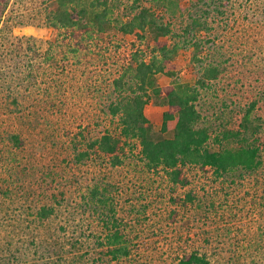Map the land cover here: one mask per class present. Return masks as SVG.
Wrapping results in <instances>:
<instances>
[{
  "label": "rangeland",
  "instance_id": "rangeland-1",
  "mask_svg": "<svg viewBox=\"0 0 264 264\" xmlns=\"http://www.w3.org/2000/svg\"><path fill=\"white\" fill-rule=\"evenodd\" d=\"M99 1L113 5L112 25L139 6L168 26L163 41L180 47L156 85L189 86L206 147L247 142L260 165L217 174L189 164L188 184L174 185L124 137L113 165L89 145L121 132L110 108L131 92L115 82L136 50L150 62L151 46L119 41L116 28L99 39L82 33L77 45L47 25L56 0H0V264H176L191 252L207 264H264V0H183L174 14L160 0ZM195 19L205 29H192ZM212 68L216 77L205 78ZM170 111L153 95L144 105L154 137L172 138L175 112L160 131ZM115 228L130 256L106 253Z\"/></svg>",
  "mask_w": 264,
  "mask_h": 264
},
{
  "label": "trees",
  "instance_id": "trees-1",
  "mask_svg": "<svg viewBox=\"0 0 264 264\" xmlns=\"http://www.w3.org/2000/svg\"><path fill=\"white\" fill-rule=\"evenodd\" d=\"M196 3L204 4V0H195ZM135 2V0H134ZM159 2V0H158ZM166 3V8L175 13L182 9L183 0H160ZM74 6L78 10H73ZM112 8L107 1L99 0H56L55 4L45 9L47 25L55 31H64L71 38L76 39L80 45L83 34L93 31L94 34L87 36L88 40L97 35L98 39L103 34L113 33L116 28L119 41L125 36L138 37L147 48L153 53L150 62L138 60V50L132 53L131 61L134 64L127 67L121 74L120 79L115 82V87H125L131 92V96L121 100L114 107L110 108L112 115L120 114L121 132L118 135L104 133L93 140L89 145L97 154H102L109 159L113 165L120 164V156L123 154V145L126 142L123 137L136 139L140 146V154L145 159L149 169H164L169 180L174 185L185 186L188 179L184 174L187 165H197L202 170L214 169L215 172H228L237 168L252 170L260 165L258 148L239 144L236 148H221L218 151H211L206 147L209 140L208 129L199 127L200 115L193 102L196 94L189 86L176 84L172 87L162 89L156 85L155 75L161 73L170 75L166 70V64L170 63L177 53L180 45L168 44L163 41L169 33L168 26L159 23V18L149 8L134 6L135 14L128 22L117 21L112 25ZM76 13V14H74ZM76 18H75V16ZM115 22V21H114ZM192 29H205L203 23L198 19L191 22ZM83 33V34H82ZM122 37V38H121ZM117 39V38H116ZM124 40V39H123ZM195 48L198 47L194 44ZM156 55H159L157 58ZM217 70L209 69L205 78H215ZM133 83V86H132ZM203 85V82H201ZM151 95L158 101H164L173 110L163 114L161 132L166 129V124L173 119V113L177 114L174 133L172 138L154 137L153 128L143 114L144 105ZM251 110V109H250ZM250 110L244 115L248 121ZM246 121V122H247ZM246 129V125L243 126ZM226 132L223 138L237 136ZM214 141L220 143V138L215 137ZM243 141V140H242ZM43 214H48L43 211ZM42 214V215H43ZM115 225V224H114ZM106 243L109 248L107 254L112 259L130 256V249L125 245L124 233L117 228L107 236ZM119 257V258H118ZM176 264H207L204 256H198L196 252L185 254L178 259Z\"/></svg>",
  "mask_w": 264,
  "mask_h": 264
}]
</instances>
